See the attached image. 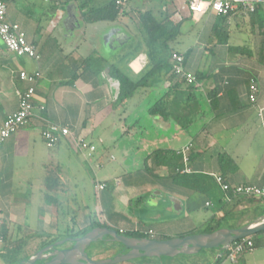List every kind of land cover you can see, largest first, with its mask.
<instances>
[{"label": "crops", "instance_id": "0c3cea01", "mask_svg": "<svg viewBox=\"0 0 264 264\" xmlns=\"http://www.w3.org/2000/svg\"><path fill=\"white\" fill-rule=\"evenodd\" d=\"M113 1L65 0L59 6L41 1L48 16L41 26L27 16L38 9L36 0H6L8 20L20 27L39 59L14 56L0 39V129L17 113L20 93L36 87L35 118L0 149V264H5L1 256L8 247L22 243L21 257L30 259L96 226L155 240L195 235L190 213L207 196L177 182L176 174L264 188V28L258 19L191 15L180 12L173 0H127L115 20L92 16L86 21L89 12ZM158 26L163 32L179 26L178 35L171 32L176 36L169 50L185 56L186 69L199 77L198 83L176 88L179 82L166 76L154 89H143L118 105L114 68L138 80L153 58H163L166 37L156 43L150 37ZM101 46L106 55L98 52ZM21 72L39 74L37 85L23 81ZM252 83L258 88L255 103L249 99ZM165 91L171 92L168 120L148 114ZM40 117L68 129L72 137L48 147ZM74 141L95 147L92 157L78 151ZM185 149L186 161L181 154ZM156 152L175 153L182 168L175 172L158 166ZM88 178L94 209L76 190L79 180ZM99 185L106 188L100 191ZM70 202L79 203L78 211L61 213L60 207ZM248 205L244 202L236 210ZM205 207L213 208L208 199ZM212 217L220 219L223 213L207 220ZM251 222L236 221L240 227ZM2 227L8 232L5 238ZM256 236L254 251L230 260L232 264H264V233ZM115 252L94 249L90 257L99 261ZM214 257L215 264H226Z\"/></svg>", "mask_w": 264, "mask_h": 264}, {"label": "built area", "instance_id": "2783aa9c", "mask_svg": "<svg viewBox=\"0 0 264 264\" xmlns=\"http://www.w3.org/2000/svg\"><path fill=\"white\" fill-rule=\"evenodd\" d=\"M45 4L61 5L65 0H41ZM174 3L179 5V11H187L191 15L205 16L214 14L221 18H247L255 14L258 10L264 11V0H173ZM117 9L122 14L127 4V0H117ZM0 39L3 42L5 49L18 58H30L38 60L36 48L32 46L22 32L18 25L12 24L8 20V8L6 0H0ZM172 71L176 77L184 81L188 86H194L198 83L195 75L189 73L186 69V58L182 54L174 53L171 57ZM20 78L23 81L37 85L40 75H29L26 72L20 73ZM258 88L255 83L250 86L249 99L252 103L256 102V95ZM36 95V87L33 86L27 91L19 95V109L17 113L10 116L0 129V149L3 144L10 139L13 135L17 134L21 129L28 126L32 119L35 118L34 114V99ZM42 110H44L42 108ZM43 124L41 131L42 138L46 145L50 148L55 147L62 138L72 137L71 132L57 124H54L43 117L39 118ZM75 147L87 158H91L95 152V147L90 146L83 141H74ZM189 149H185L181 154L184 156L185 161L186 153ZM86 157V156H85ZM217 185L221 191L225 193L226 200H230L233 196L250 197L258 201H264V188H257L254 186H238L231 187L224 182L221 177H215ZM100 191L106 188L105 185L97 186ZM123 234V231H120ZM153 236V233H150ZM255 244L253 237L246 238L233 243L228 249V258L232 262L245 253L254 251Z\"/></svg>", "mask_w": 264, "mask_h": 264}, {"label": "trees", "instance_id": "16d2710c", "mask_svg": "<svg viewBox=\"0 0 264 264\" xmlns=\"http://www.w3.org/2000/svg\"><path fill=\"white\" fill-rule=\"evenodd\" d=\"M117 1L111 2L108 6H106L103 10L95 12H89L85 19L86 21H91L92 16H97L98 21L103 20H110L113 21L118 16L117 11ZM260 10H258L255 14L251 15L258 19V21L262 24L264 28V20L260 18ZM153 22V21H152ZM154 23V22H153ZM163 26H158L155 29H153V33L150 35L152 43H156L159 39L166 37L163 39L164 49L166 50V54L163 58L157 59V57L152 59L151 62V68L148 71H145L142 76L138 80H133L121 72H119L117 69L114 68V73H112L113 78L118 80L120 84V90H119V96H118V105L124 104L126 101L133 99L141 90L143 89H154L155 86L159 85L166 76H170V79H176L179 83L176 88L180 87L181 85H184V81L179 79L175 76V74L172 71V64H171V57L172 54L169 50V43L173 42L175 34H171V32L174 30L176 34H179V26H175L172 28L171 31H162ZM173 31V32H174ZM197 80H199V77H196ZM188 86V85H187ZM191 87V86H190ZM170 91H165L160 98L156 99L148 108V114L150 116H159L164 120H168L170 116V103H169V96ZM179 103L177 102V105ZM177 123L184 129L187 127L186 123H184L183 119H179ZM153 159L156 162L158 166H166L167 168L173 170L176 172V170H180L182 168L181 165V158H179L175 153L171 152H156L153 155ZM179 183H185L189 188H191L194 192H198L201 194L206 195L209 197L212 202L217 206L218 212L223 213V217L220 219H217V217H212L205 225L210 229L211 231L209 233H213L217 230L224 229V228H239L236 224V221L239 217L244 214V212L236 213V209L242 205L244 202L250 203L252 206L255 205L257 209H259L261 204H264V201H259V203H256V200L250 197H243V196H233L230 198V200H226V195L224 192L221 191V189L218 187L217 183L210 177L202 176V175H185L182 176L180 174H176L174 176ZM259 207V208H258ZM261 215H264V211L257 215V218ZM228 225V227H226ZM215 226V227H214ZM214 227V228H210ZM95 228H99L98 226L92 227L88 231L82 232L77 236H73L72 238H78L81 236L86 235L90 231L94 230ZM7 231L5 227H2V237L5 238L7 236ZM133 238H143V236H140L139 234H131ZM109 238L106 239V241L98 242L97 244L92 246V249H100L104 251L110 250V248L116 249L117 253L124 252V248L115 243H111V247L107 246V241ZM100 243H105L106 248L101 247ZM22 243L17 246L8 247L5 251V254L1 256L2 261L5 264H20L24 259L22 258ZM212 252L216 253H224L217 250H210ZM227 253V252H225ZM229 255V253H228ZM185 257H192V256H185ZM215 258V257H214ZM218 263L222 261V256H218ZM41 264V263H40Z\"/></svg>", "mask_w": 264, "mask_h": 264}, {"label": "water", "instance_id": "95a60500", "mask_svg": "<svg viewBox=\"0 0 264 264\" xmlns=\"http://www.w3.org/2000/svg\"><path fill=\"white\" fill-rule=\"evenodd\" d=\"M264 233V216L242 227L220 229L209 234L191 235L184 238L155 240L133 238L114 229L95 228L84 236L69 238L49 245L36 255L20 264H124L139 259H173L179 256H196L203 251L227 252L230 246L240 240ZM108 241L121 245L124 252L109 259L95 261L90 257L92 246Z\"/></svg>", "mask_w": 264, "mask_h": 264}, {"label": "rangeland", "instance_id": "374dc122", "mask_svg": "<svg viewBox=\"0 0 264 264\" xmlns=\"http://www.w3.org/2000/svg\"><path fill=\"white\" fill-rule=\"evenodd\" d=\"M36 4H37L38 9L29 11L27 16H28L29 19H31L33 21V23H35V24L37 23V25L39 24V25L43 26L44 21L48 18V16L43 11V9H47V6L45 4H43L40 0H36ZM259 16H260L261 19L264 20V11L263 10L260 11ZM186 24L193 25V27L198 29V30H200L202 28V25H203L201 23H196L193 20H187ZM60 28L64 29V26H61ZM58 32H61V31H58ZM195 35H196V33H195ZM63 36H66L65 32H63ZM97 49H98L99 53L106 55L107 52H105L103 50L102 46L97 48ZM98 63L100 65L103 62H102V60L98 59ZM79 182H80L79 185L76 187L77 193L79 194L78 196L79 197L82 196L83 200L87 204L90 205L91 209H94L95 208L94 203L93 202L91 203V201L89 200V198L90 199H95V197L93 196V189H92V185L93 184H92V182L90 181L89 178L87 179V181L85 179H83V180H79ZM20 197H18L20 200H22L24 198V197H22V199H21ZM206 199H208L212 203L213 208L206 209V207H205V200ZM92 201H94V200H92ZM78 205H79V203L75 204L73 202H70V204H65L64 206L60 207V212L61 213L64 212L65 214H67L71 210L78 211L77 210V208H78L77 206ZM248 207H249L248 208L249 210L248 209L236 210V213L244 212V214L241 215L240 217L238 215L237 222H241V224H243L245 222H251V221H253L256 218L254 215H256V216L260 215L264 211V204H261L259 206L260 208L258 207L259 209H257V207H255V205H253V206L252 205L251 206L248 205ZM217 212H218L217 206L212 202V200L209 197L202 198V200H200L199 210H197V212H191L190 213V215L193 217L192 219H193V221H194V223L196 225V228L193 231V234H195V235H198V234H209V232L211 230L208 229V227H206L205 223L207 221H209V219L207 220V218H209L213 214H216ZM201 215H203V216H201ZM261 216H264V215H261ZM261 216H259L258 218H260ZM200 217H205L207 221L205 220V222H202V218H201V220L198 221V219ZM236 224H238V223H236ZM214 227H210V228H214ZM226 227H228V225ZM60 229H68V228L63 227V228H60ZM112 229H114L115 231L120 233L119 228L113 227ZM226 229H230V228L228 227ZM232 229H234V228H232ZM79 234L80 233H75V236H77ZM126 236L129 237V236H131V234H126ZM189 236H191V235H189ZM258 237L259 236H254L253 240L258 238ZM45 245L46 244H44L43 246H45ZM100 245H101V247H104V248L107 247L105 243H100ZM93 250H94V248L90 251L91 255H92ZM214 256H217V257L218 256H222V261L221 262L226 261V264H232L230 262V259L228 258V256H229L228 253H223L222 254V253H216V252H212V251H203L199 255L192 256V257L179 256V257H176V258H173V259H169V258H162V259L144 258V259H139V260L132 261V262H129V263H137V264H199V261H200V262H203L202 264H215ZM211 258H213V260H210ZM205 261H206V263H204ZM124 264H126V263H124Z\"/></svg>", "mask_w": 264, "mask_h": 264}]
</instances>
